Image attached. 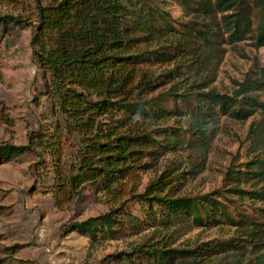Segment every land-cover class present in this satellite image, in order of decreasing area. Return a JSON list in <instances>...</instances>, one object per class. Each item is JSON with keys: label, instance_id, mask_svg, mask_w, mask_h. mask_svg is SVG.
<instances>
[{"label": "trees", "instance_id": "16d2710c", "mask_svg": "<svg viewBox=\"0 0 264 264\" xmlns=\"http://www.w3.org/2000/svg\"><path fill=\"white\" fill-rule=\"evenodd\" d=\"M47 1L38 10L31 44L47 74L46 95L62 121L47 141L41 142L56 165L53 194L61 205L71 192L88 183L119 204L109 213L75 222L73 228L96 240L98 235L114 237L125 228L148 229L160 235L186 222L196 227L230 223L238 227L240 236L223 246L244 253L242 263L232 264H264V207H259L260 219L241 213L234 217L230 207L212 194L176 196L181 180L165 171L149 180L141 193L132 194L141 216L120 203L129 191L126 184L144 166L141 161L150 153L145 149L180 150L186 142L178 131L167 134L169 127L132 130L136 117L160 120L180 114L172 98L181 95L192 107V127L206 136L208 126L220 116L245 119L256 107L264 109L256 94L264 92V66L254 75L248 74L231 93L200 91L203 85L185 80L187 85L180 93L145 96L181 75L173 70L157 75L145 70L157 62L170 61V49L178 57L191 56L198 61L202 55H217L223 44L244 39H252L256 48L264 47V0ZM171 2L181 6L187 21L172 17L167 10ZM60 129L74 132L80 142L77 162L68 171L59 151ZM26 149L29 147L1 144L0 163ZM262 163L259 170L243 173L250 172L263 181ZM229 191L264 204V188L245 191L234 187ZM169 237L163 235L145 246L133 247L120 258L133 264H177L194 255L192 249L172 247Z\"/></svg>", "mask_w": 264, "mask_h": 264}, {"label": "rangeland", "instance_id": "374dc122", "mask_svg": "<svg viewBox=\"0 0 264 264\" xmlns=\"http://www.w3.org/2000/svg\"><path fill=\"white\" fill-rule=\"evenodd\" d=\"M47 2L0 0V145L29 147L0 163V264H133L120 258L124 252L162 239L163 235L170 236L172 247L195 251L177 264L242 263L241 250L223 246L240 236L238 227L230 223L196 227L186 222L160 235L148 229L125 228L114 237L98 235L96 240L73 228L75 222L109 213L119 204L88 183L71 192L61 205L53 194L56 165L41 142L45 143L62 121L46 95L47 74L31 44L38 10ZM167 10L173 18L188 20L175 2ZM168 53L170 61L155 62L145 70L154 75L173 70L181 75L147 92L146 98L180 93L187 85L185 80L203 85L200 91L231 93L248 74L254 75L258 67L264 66V47L256 48L252 39L223 44L217 55H202L198 61L196 57H178L173 49ZM256 94L264 103V92ZM172 99L180 114L160 120L136 117L131 128L152 131L169 127L167 134L178 131L186 142L180 150L145 149L150 153L141 161L144 166L138 169L137 177L126 184L129 191L120 199L122 207L141 216L132 194L141 193L149 180L165 171L181 180L176 196L198 198L212 194L230 207L234 217L241 213L260 219L259 207L264 204L229 190L264 188V180H256L250 172L243 173L259 170L263 160H253L264 159V109L256 107L245 119L220 116L208 126L205 136V132L202 135L192 127V107L187 99L181 95ZM60 132L59 151L68 171L77 162L80 142L74 132Z\"/></svg>", "mask_w": 264, "mask_h": 264}]
</instances>
